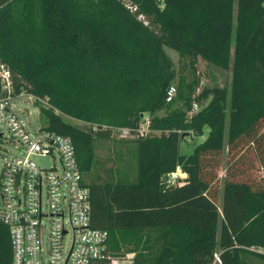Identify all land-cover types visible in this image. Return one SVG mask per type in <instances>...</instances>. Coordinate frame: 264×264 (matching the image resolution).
<instances>
[{
  "label": "trees",
  "instance_id": "trees-1",
  "mask_svg": "<svg viewBox=\"0 0 264 264\" xmlns=\"http://www.w3.org/2000/svg\"><path fill=\"white\" fill-rule=\"evenodd\" d=\"M164 48L186 60L185 69L176 71ZM198 59L230 70V88H201ZM0 61L16 93L46 100L42 125L71 138L88 179L91 224L108 232L111 258L264 261V0H0ZM143 116L148 132L139 134ZM116 128L137 135L134 182H116L112 169L96 172L95 140ZM185 135L203 140L182 155ZM248 150L261 181L243 168ZM0 264H11L2 224Z\"/></svg>",
  "mask_w": 264,
  "mask_h": 264
},
{
  "label": "built area",
  "instance_id": "built-area-1",
  "mask_svg": "<svg viewBox=\"0 0 264 264\" xmlns=\"http://www.w3.org/2000/svg\"><path fill=\"white\" fill-rule=\"evenodd\" d=\"M175 95L170 86L166 102ZM19 99L42 104L38 112L47 105L16 93L12 75L0 61V224L8 230L11 264H96L106 259L112 264L108 232L91 224L89 189L71 138L45 125L29 131L12 107ZM146 131L141 128L139 134ZM42 159L50 164H39ZM175 177L170 174L167 183Z\"/></svg>",
  "mask_w": 264,
  "mask_h": 264
},
{
  "label": "rangeland",
  "instance_id": "rangeland-1",
  "mask_svg": "<svg viewBox=\"0 0 264 264\" xmlns=\"http://www.w3.org/2000/svg\"><path fill=\"white\" fill-rule=\"evenodd\" d=\"M166 54L172 60L174 68L176 71L185 69L186 60L180 59L177 53L173 50L164 48ZM196 70L201 76V85L200 87H225L230 88L231 84V71L230 70H221L212 65L207 64L201 59H198ZM175 86V84H173ZM42 104L36 103L32 104L26 99H19L12 102V107L15 114L18 116L20 121L24 126L30 131L36 129L38 126L43 124L38 110L36 107L41 106ZM47 106V105H46ZM171 109H179V104H173ZM199 109V107L196 109ZM164 111L158 113L162 115ZM65 121L71 125L82 129L89 130V125L85 122L71 119L68 117H63ZM227 125V123H226ZM147 126V116H143L140 123V127L146 129ZM3 130V129H2ZM147 132V131H146ZM208 133V129L205 130V134ZM137 135L130 133L127 129L116 128L112 131L110 138L107 139H97L94 143V154L99 162V165L96 167V172L99 173L101 168L112 169L114 174V180L116 182H133L136 178V156H135V139ZM183 141L180 143V154H190L195 146L199 144L203 138L191 137V135H185ZM243 159L246 160V166L243 168L247 173L252 177L253 180L261 181L262 170L255 163L253 155L248 150L243 153ZM39 164L49 165L50 161L48 159L38 160ZM225 169H226V134L224 141V150L222 154V166L219 173V186H218V195H217V205L221 217V203H222V192H223V183L225 179ZM102 171V170H101ZM259 178L261 180H259ZM132 179V180H131ZM83 180L88 182V179L83 175ZM220 222V221H219ZM251 250H255L251 248ZM249 264H264V261L257 258H251L248 261ZM110 264V263H109ZM214 264H219L217 261V255L215 257Z\"/></svg>",
  "mask_w": 264,
  "mask_h": 264
},
{
  "label": "crops",
  "instance_id": "crops-1",
  "mask_svg": "<svg viewBox=\"0 0 264 264\" xmlns=\"http://www.w3.org/2000/svg\"><path fill=\"white\" fill-rule=\"evenodd\" d=\"M156 237L157 236L154 235L153 239H156ZM133 256H134V253H128V254H125V256L123 257H115L112 264H132Z\"/></svg>",
  "mask_w": 264,
  "mask_h": 264
},
{
  "label": "water",
  "instance_id": "water-1",
  "mask_svg": "<svg viewBox=\"0 0 264 264\" xmlns=\"http://www.w3.org/2000/svg\"><path fill=\"white\" fill-rule=\"evenodd\" d=\"M184 137V136H183Z\"/></svg>",
  "mask_w": 264,
  "mask_h": 264
}]
</instances>
